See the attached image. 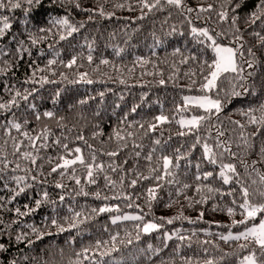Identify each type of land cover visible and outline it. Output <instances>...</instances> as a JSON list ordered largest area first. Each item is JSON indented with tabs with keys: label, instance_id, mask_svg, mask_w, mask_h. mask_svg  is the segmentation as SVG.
Here are the masks:
<instances>
[{
	"label": "trees",
	"instance_id": "trees-1",
	"mask_svg": "<svg viewBox=\"0 0 264 264\" xmlns=\"http://www.w3.org/2000/svg\"><path fill=\"white\" fill-rule=\"evenodd\" d=\"M236 2L182 0L177 8L160 0L149 11L141 0H44L42 7L30 13L27 25L23 8L0 10L11 24L0 38V103L9 102L16 91L28 96L27 100L16 97L18 106L10 110L0 109V244L5 245L0 264L12 260L17 264H188L189 259L191 264H206L209 259L213 264L239 263L247 254L238 247L244 241L225 242L220 236L244 230V225H232L233 220L243 219L242 187L249 188L252 203H264L258 195L264 190L260 183L264 157L259 155L264 128L257 133L259 125L250 124L249 116L242 114L255 108L252 115H262L264 44L254 33L264 36V23L250 24V13L259 11L255 7L259 0H245L234 12ZM209 5L210 11H200ZM223 11L228 19L222 21L219 13ZM65 16L78 29L71 36L63 26L51 23L52 18ZM233 16L238 17L235 24ZM193 28L207 29L221 45L238 48L242 44L244 59L254 64L248 68L238 55L243 74L252 75L238 81L234 74H227L219 98L224 101L233 84L237 91H243L240 85L250 91L230 98L218 114L194 106L177 110L184 108L185 96L202 95V69L206 73L205 62L214 56L211 42L194 34ZM61 35L66 38L61 40ZM248 49L255 55H249ZM73 59L75 64L68 67ZM209 95L217 98L215 92ZM192 114L206 117L199 129L180 127L179 115ZM160 115L168 117L167 122L157 121ZM9 121L20 123V130L11 128ZM241 131L252 149L244 147ZM205 143L216 153V164L205 158ZM218 143H226L237 157L217 148ZM77 147L79 154L74 151ZM109 152L117 155L109 156ZM24 153L31 155L25 158ZM149 154L151 161L146 159ZM76 155H82L86 163H93L95 156L94 163L103 165L102 171L93 167L95 183L89 182L87 168L79 163L52 171L63 164L61 157L71 160ZM165 156L172 160L168 170L163 167ZM240 158L250 165L256 161L255 171L243 167ZM221 164H235L239 176L229 174L232 179L225 184L219 176ZM206 172L213 175L204 179ZM17 177L24 180L17 184ZM20 187L25 191L15 195ZM149 189L154 190L155 199ZM102 207L113 210L100 212ZM228 207L235 209L234 216L228 215ZM126 212H137L143 219L112 222ZM147 222L161 227L145 234L137 225ZM258 222L259 216L249 226ZM165 233L172 238L166 239ZM17 236L21 241L17 242ZM97 241L108 243L97 249ZM85 248L90 258L77 257ZM101 252L110 255L101 256Z\"/></svg>",
	"mask_w": 264,
	"mask_h": 264
},
{
	"label": "snow or ice",
	"instance_id": "snow-or-ice-1",
	"mask_svg": "<svg viewBox=\"0 0 264 264\" xmlns=\"http://www.w3.org/2000/svg\"><path fill=\"white\" fill-rule=\"evenodd\" d=\"M53 2H56V0H53ZM142 3V7L143 8H147L149 11H151L153 8H155L158 4H160V0H155V3H148L147 0H141ZM166 3L169 5H175L177 8L182 6V0H166ZM245 3V0H237L235 7L233 9V11L235 12L237 9H240L242 7V5ZM44 5V0H0V10L2 9H9L11 10H15V9H22L23 8V14H24V23L25 25H27L28 23V16L30 15V13L36 9L38 10L40 7H42ZM77 8H79V4L76 5ZM211 5L208 6L207 9L201 7L200 11H210L211 10ZM256 9H258L259 11H252L250 13V24L251 25H255L257 21H261L262 23H264V0H259V2L255 5ZM188 11H192L191 8L188 9ZM101 15H103V12L101 11ZM219 17L220 19L223 20H227L228 19V13L227 11H223L219 13ZM143 18V17H141ZM238 17L233 16L232 17V23L235 24L236 19ZM0 21H2V27H0V38L4 37L7 30H9L11 28V24L9 23V17L7 15H0ZM51 23L56 24V25H61L63 26L66 31H67V35L71 36L73 32L78 31V29L73 26L70 22L67 16L63 17L62 19H56V18H52ZM82 26V25H81ZM41 31H45V29H40ZM50 31V29H49ZM192 32L194 34H197L199 36H203L206 37L208 41H210V45L209 47L211 48L214 56L213 59L211 60L210 63H208L207 61L206 63V73L203 71L202 69V77H203V82L200 84L199 86V91L202 93V95L199 96H194V97H189V96H185L183 98L184 100V108H178V111H184L187 110V107L189 105H192L194 107L203 109L206 113L212 114L213 112L218 114L222 111L225 103L230 102V98L232 97H239L244 95L245 93H248L250 90L247 86L245 85H240V87L243 89V91H237L236 84L232 85V90L230 93H226V99L224 101H222L219 98V92L222 91L220 85L222 84V78L223 80H227L228 79V75L227 74H234V79L238 80V81H243V80H247L248 77H250L252 75V73H248V76H245L244 73V68L243 66L238 63V55H239V59L243 61L244 64L247 65L248 68H253L254 64L252 61L250 60H245L244 59V53L241 50L243 48V45L241 44L240 47H233V46H227V45H221L218 44L216 42V40L209 35V32L207 29H201V30H197L195 28L192 29ZM254 35L258 36L260 38L261 44H264V36H261L259 32H255ZM66 37L64 35H61L60 39L63 40ZM237 41H239L240 39H242V37H237L236 38ZM20 43L22 44L23 42L20 41ZM33 44L36 43L35 40L32 41ZM248 53L251 56H254L255 54L252 52L251 49H248ZM88 60L91 62L92 57L91 55L88 56ZM54 61H49V64H52ZM102 63L107 64L108 61L104 60L101 61ZM73 64H75V59H73L67 66L71 67ZM33 75H35V73H33ZM193 75H195V73H193ZM29 81H25V83H27ZM89 83H91L92 81H88ZM161 84L164 83L163 80L160 81ZM192 84H196V81L193 80ZM216 93V97L217 98H213V96L209 95V93ZM102 95V94H101ZM16 97H21L24 100L28 99L27 95H23L19 92L16 91L15 95L11 98V100L7 103H0V109H7L10 110L12 107L14 106H18V102ZM84 101H81V103H83ZM133 111H135V109H133ZM257 111V109L255 108H249L247 110V112H243L242 114L249 116V123L252 125H259V127L257 128V133H259L261 131L262 128H264V103H261L259 105V111H261L262 115L260 117H256L255 115H252L253 112ZM44 115L51 117L53 115V113L51 112H46L44 113ZM39 118V117H37ZM206 119L205 116H193L191 119L189 120H184L181 119L179 121V124L182 127H187L189 129V131H192L194 129H199L201 122L204 121ZM156 120L164 123L167 122L168 117L164 116V115H160L156 117ZM11 126V128L16 129L17 131L20 130L21 128V124L14 122V121H9L8 122ZM239 125V127L241 129L244 128V125H240L239 122H235ZM156 125L153 124L151 125V129H155ZM257 133H253L252 135L255 136L257 135ZM186 133L181 132L180 135H185ZM24 136H27L28 133L25 132L23 133ZM219 135H223V133H219ZM117 137L119 139H123V137L119 136V133H117ZM80 139H83V137H80ZM240 139L243 142V145L246 149H252L254 146L252 143H250L249 137L246 136L244 134L243 131H241L240 133ZM58 142V141H57ZM157 144H159V141H156ZM197 143H199V139H197ZM65 148H67V145H64ZM194 147V146H193ZM217 148H223L224 151L228 152L232 157H237V153L232 152L231 147L228 146L226 143H218L216 145ZM237 147L239 148L240 145H237ZM17 151H19V146H17ZM203 150H204V156L205 158L209 161V163L211 164H216L217 160H216V153L213 151L212 147H210L207 143H205L203 145ZM75 153L79 154L81 152L80 148H76ZM222 154V153H221ZM25 158H28L31 154L30 153H24L23 154ZM107 155L109 156H115L117 155L116 152H109L107 153ZM136 155L138 156L139 153H136ZM259 155L261 157H264V143H261L260 148H259ZM61 159H63V164H58L57 167H54L52 169L53 172L57 171V168H64V169H68L71 165L74 164H81L84 167L87 168V176L89 178V182L91 183H95V180L93 179V167L95 166V168L97 170L102 171L103 170V165L102 164H95V156L92 157L93 163H86V161L84 160V157L82 155H76L75 159H64L63 157H61ZM146 159H148L149 161H151L152 156L151 154H149ZM127 161H125L126 163ZM264 162V161H262ZM32 163H35V159H32ZM239 163L245 167H252L253 170L255 171V164L257 163L256 161H253L251 163V165L248 163V161L246 159L240 158L239 159ZM172 165V160L168 157H163V167L165 170H168L169 167ZM6 166V165H5ZM178 166V165H177ZM17 167H19V165H17ZM197 168H199V165H197ZM220 172H219V176L223 179V182L225 184L229 183L230 180L232 179V175L235 176H239V174L237 173V169H236V165L235 164H221L220 165ZM116 169L113 168V171H115ZM167 174H171V173H167ZM232 174V175H229ZM61 175H63V173H61ZM213 175L212 172H206L204 173V179H208L209 177H211ZM158 179H162V177H157ZM17 184H20L23 180L24 177H17L15 178ZM33 179H35L33 177ZM105 179H108L107 177H105ZM145 179H147V177H145ZM197 179H200V176H197ZM76 182L79 184V179L76 180ZM109 183H112L111 181H109ZM253 183H256V181H253ZM260 183L262 185H264V175H260ZM136 184V181L133 180L132 181V185L134 186ZM57 187H62V185L57 184ZM185 188L188 187V185H184ZM25 191L24 187H20L19 191L15 193V195H19L20 193H23ZM200 191V188H197V192ZM208 191L211 192L213 191L212 188H208ZM241 193L243 196V202L239 204V208L242 210L241 215L243 216V219H241L240 221H236L233 220L232 221V225L236 226V225H244V230L242 232H239L238 234H232L231 231H229L228 235H221L220 239L224 240L225 242L228 241H241L243 240L244 243L239 244L238 247L241 250L247 251V254L244 255L242 258H239V264H264V203H252L250 200V192H249V188L248 187H242L241 188ZM99 194H97L98 196ZM149 195L152 197V199H155V193L153 189H149ZM229 195H231V193H229ZM258 195L261 198H264V190L258 191ZM44 196L47 197V193H44ZM15 198V197H13ZM61 199H63V197H61ZM200 202V201H198ZM40 201L37 200L36 201V205L37 207H39L40 205ZM233 204H235V201H233ZM131 206V205H129ZM113 209L111 208H107V207H102L99 209L100 212H106V211H112ZM213 211H216L217 208L215 206H213ZM224 210V209H221ZM19 213V209L16 210ZM95 211V209H94ZM227 213L229 216H234L235 213V209L233 207H228L226 209ZM21 215H24V213H20ZM77 216L80 215V213H76ZM201 218L203 217V213L200 214ZM259 216V222L258 223H252L251 226H249V222L253 221L255 222L257 220V217ZM179 217L176 218H169L167 220L168 224L173 223V219H178ZM118 219H121V217H116L115 219H113V223H116V221ZM122 219L124 220H142L143 217L136 215V216H128L125 215L122 217ZM163 219V218H161ZM53 224L56 223L55 220L52 221ZM72 227H76L75 224L71 225ZM161 227V225L154 223V222H147L144 223L143 226L141 227L140 225H137V228L140 231H143V233L145 234H149L152 231H156ZM64 229L61 228V231H63ZM33 231H36L35 229H33ZM40 238V237H37ZM165 238L166 239H171L172 237L170 235H168L167 233H165ZM22 237L21 236H17L16 240L17 242L21 241ZM137 239H139V236H137ZM181 240L184 239V237H180ZM116 237L113 236L112 237V241L115 242ZM129 243H131V240L128 241ZM32 242L29 241V244H31ZM107 244V241H97L96 242V248L99 249L101 244ZM165 247H167V244L164 245ZM149 249H151V245H149ZM5 250V245L4 244H0V251ZM113 250H116L115 248H113ZM90 250L88 248H85L82 250V252L80 253H76L77 257L80 256H84L85 259H89L90 257L87 255V253ZM158 254V253H157ZM101 256H107L110 255V252H101L100 253ZM228 254H225V256H227ZM224 257H221V259H223ZM11 264H17L16 260H12ZM94 264H102L101 261H94ZM161 264H164V262H161ZM188 264H191V261L189 259ZM206 264H213L212 260H207Z\"/></svg>",
	"mask_w": 264,
	"mask_h": 264
},
{
	"label": "rangeland",
	"instance_id": "rangeland-1",
	"mask_svg": "<svg viewBox=\"0 0 264 264\" xmlns=\"http://www.w3.org/2000/svg\"><path fill=\"white\" fill-rule=\"evenodd\" d=\"M227 46H230V45H227ZM189 97H194V96H189ZM189 106H192V105H189ZM203 110V109H202ZM193 116H197V115H179V117H178V124H179V121L181 120V119H184V120H189V119H191ZM180 125V124H179ZM180 127H182L181 125H180ZM182 128H187V127H182ZM125 215H128V216H136V215H139L140 216V214L139 213H137V212H126V213H123L122 214V216H121V219H122V217L123 216H125ZM243 231V230H242ZM242 231H239V232H242ZM239 232H231L232 234H238ZM229 233V232H228ZM228 233H226L225 235H228ZM239 264V263H238Z\"/></svg>",
	"mask_w": 264,
	"mask_h": 264
}]
</instances>
